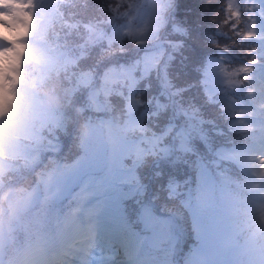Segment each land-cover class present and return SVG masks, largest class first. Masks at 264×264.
<instances>
[{
    "label": "trees",
    "instance_id": "1",
    "mask_svg": "<svg viewBox=\"0 0 264 264\" xmlns=\"http://www.w3.org/2000/svg\"><path fill=\"white\" fill-rule=\"evenodd\" d=\"M34 1L42 53L17 54L0 88V264L57 239L78 206L148 232L163 264H193L219 206L212 235L239 242L235 264H264L263 177L245 149L264 121L255 0Z\"/></svg>",
    "mask_w": 264,
    "mask_h": 264
},
{
    "label": "rangeland",
    "instance_id": "2",
    "mask_svg": "<svg viewBox=\"0 0 264 264\" xmlns=\"http://www.w3.org/2000/svg\"><path fill=\"white\" fill-rule=\"evenodd\" d=\"M27 1L35 2L34 0H0V88L2 87L1 84L6 82L4 78L6 72L13 68L17 59L13 45L19 48H30V36L34 32L36 25L33 22L34 14L32 10L34 5L31 4L30 6ZM255 12V17L264 21V0L255 1ZM16 21L21 24L19 27L9 25ZM29 53V56H33V58H40L42 52L35 48H30ZM262 105L264 106V99L262 100ZM260 132L264 137V126L261 127ZM253 153L254 155L250 159L254 161L256 170L262 172L264 176V142L261 143L260 147L253 150ZM262 190L264 194V188ZM5 195L7 196L8 192ZM210 196L211 188L206 187L204 190L205 201H210ZM73 218L68 222V228L72 231L76 230L80 219H83V217L76 213V219ZM224 222L226 223V220ZM124 226L125 222L120 221L116 225H111L109 229H101L100 233L95 235L96 241L93 242L94 244H91L90 234L84 236L81 232L77 238L79 241H75V244H79L81 249L79 252L74 251L71 247L55 250L62 256L66 264H148L142 258H137L141 245L144 243V237L130 238L128 233L125 234L123 232L122 227ZM89 230L92 231L90 227ZM128 244H131V246L126 250ZM201 260L209 262V264H217L212 260V253L209 247H205L203 251L196 254L193 264ZM39 263L58 264L48 258L43 249L36 250V246L25 247L19 256V260L13 264Z\"/></svg>",
    "mask_w": 264,
    "mask_h": 264
},
{
    "label": "bare ground",
    "instance_id": "3",
    "mask_svg": "<svg viewBox=\"0 0 264 264\" xmlns=\"http://www.w3.org/2000/svg\"><path fill=\"white\" fill-rule=\"evenodd\" d=\"M9 25H11L12 27H19L21 24L19 23V22H13V23H10ZM132 244V243H131ZM131 244H128L127 246H126V250L127 249H129V247L131 246ZM105 263H106V261H105Z\"/></svg>",
    "mask_w": 264,
    "mask_h": 264
},
{
    "label": "snow or ice",
    "instance_id": "4",
    "mask_svg": "<svg viewBox=\"0 0 264 264\" xmlns=\"http://www.w3.org/2000/svg\"><path fill=\"white\" fill-rule=\"evenodd\" d=\"M237 15H238V14H237ZM242 71L247 72V71H249V69L244 68V69H242Z\"/></svg>",
    "mask_w": 264,
    "mask_h": 264
}]
</instances>
